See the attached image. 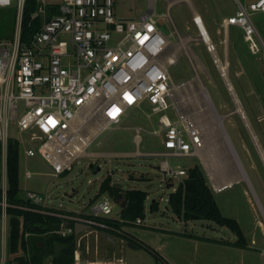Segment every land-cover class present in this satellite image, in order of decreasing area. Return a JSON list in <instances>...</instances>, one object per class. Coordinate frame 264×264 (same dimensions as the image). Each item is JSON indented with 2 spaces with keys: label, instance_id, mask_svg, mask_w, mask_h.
Returning a JSON list of instances; mask_svg holds the SVG:
<instances>
[{
  "label": "rangeland",
  "instance_id": "rangeland-1",
  "mask_svg": "<svg viewBox=\"0 0 264 264\" xmlns=\"http://www.w3.org/2000/svg\"><path fill=\"white\" fill-rule=\"evenodd\" d=\"M152 1L158 24L170 41L165 54L178 58L169 65V71L176 83L184 82L176 91L174 105L199 124L201 146L191 155H158L168 149L163 133L152 132L161 112H153L152 105L144 102L131 108L120 123L103 129L86 148L87 155L79 156L73 168L61 174L54 175L50 164L39 154L28 156L22 150L19 195L26 198V189H33L47 194L46 201L54 208L86 213L91 212L94 201L109 197L113 204L111 216L117 217L120 202L111 198L109 192L97 195L105 177L110 175L112 183L123 190L147 191L143 223L128 225L127 229L154 247L160 256L155 257L140 246L119 243V237L115 247L106 242L97 252L95 243L99 236L104 238V233L89 228L76 234L75 246L81 260L123 257L126 264H264V44L259 40L260 48L251 51L240 27L231 25L226 32L221 19L214 18L234 12L236 0H173L170 6L167 0ZM148 3L149 0H116V15L136 18ZM217 4L221 6L218 11ZM195 10L205 19L210 18L214 52L209 51L198 32L193 19ZM253 20L264 42V12L255 13ZM11 27L10 12L0 8V35L6 37ZM222 67L227 70L232 89L221 74ZM211 102L223 115L226 134L215 118ZM238 106L245 116L237 110ZM165 112L174 116L175 110L170 106ZM135 126L143 128L139 142L135 139ZM165 160L172 168L188 169L202 164L221 211L239 221L246 235V248L230 243L237 236L225 225L204 218L186 222L166 207L170 192L184 176L165 175L159 168ZM97 166L100 170L94 172ZM26 168L34 172L32 178H25ZM228 181L229 187L217 188L224 183L226 186ZM168 183L173 185L167 186ZM154 199L158 208L152 210Z\"/></svg>",
  "mask_w": 264,
  "mask_h": 264
},
{
  "label": "built area",
  "instance_id": "built-area-1",
  "mask_svg": "<svg viewBox=\"0 0 264 264\" xmlns=\"http://www.w3.org/2000/svg\"><path fill=\"white\" fill-rule=\"evenodd\" d=\"M27 1L0 0V8L12 18L10 33L0 35V264H19L17 255L23 253L8 250L10 217L14 215L8 211L10 207L60 216L63 221L57 232L62 235L89 228L125 232L124 227L100 219L113 217L109 197L94 201L89 213L55 211L46 201L47 194L33 189H26L22 199L27 202L10 201V140L28 156L39 154L58 175L71 170L79 156L87 155L86 148L103 129L120 123L131 108L144 102L152 105L153 112H161L152 132L163 133L168 149L158 155H191L203 140L195 119L174 105L176 91L184 82L176 83L169 71L178 58L165 54L170 41L158 24L152 0L136 18L117 17L116 0H34L30 18L38 19V27L23 37ZM236 3L237 8L222 24L226 30L231 25L240 27L250 50L256 52L259 40L264 42L253 15L264 12V0ZM193 19L207 48L214 52L207 29L205 38L195 14ZM214 59L219 60L217 55ZM170 106L174 116L165 112ZM135 129L139 142L143 128ZM159 168L165 175L187 174L186 168H172L167 160ZM33 175L25 169L26 179ZM143 221L137 217L132 223L141 225ZM75 264H84L77 250ZM94 264L126 262L117 257Z\"/></svg>",
  "mask_w": 264,
  "mask_h": 264
},
{
  "label": "trees",
  "instance_id": "trees-1",
  "mask_svg": "<svg viewBox=\"0 0 264 264\" xmlns=\"http://www.w3.org/2000/svg\"><path fill=\"white\" fill-rule=\"evenodd\" d=\"M35 9L34 0H28L25 6L22 36L38 27V19L30 18ZM230 32V31H229ZM230 35V34H229ZM226 126V123H225ZM264 146V143H263ZM8 199L12 202H27L20 197V151L18 143L10 140L8 146ZM109 192L110 197L120 202L117 217H101L104 222L121 228L131 225L137 217L145 215V202L147 191L140 188H129L123 190L118 184H113L110 175L102 180L97 195ZM166 207L173 211L184 221L194 219H210L220 225H225L237 236L230 241L232 245L246 248V235L237 220L232 216L224 215L215 198V192L208 182L206 172L202 164L196 163L187 169V174L180 181L176 189L170 192ZM158 208V201L151 202V209ZM55 211H63L54 208ZM10 232L8 238V250L17 252L19 264H75L76 233L62 235L57 230L60 228L63 218L57 215L45 214L10 207ZM69 224L74 225L73 221ZM22 225V226H21ZM34 226H42L35 229ZM30 233L25 236L24 233ZM117 236L135 243L159 257L157 250L148 243L137 239L131 233L107 230Z\"/></svg>",
  "mask_w": 264,
  "mask_h": 264
},
{
  "label": "crops",
  "instance_id": "crops-1",
  "mask_svg": "<svg viewBox=\"0 0 264 264\" xmlns=\"http://www.w3.org/2000/svg\"><path fill=\"white\" fill-rule=\"evenodd\" d=\"M168 1V6H170L171 4H172V1L173 0H167ZM221 7V6H220ZM219 7V4H217V5H215V8H216V11H218V9H221ZM195 14H196V16H200V18H201V25L205 28V29H207V31H208V34L210 35V33H209V28H211V26H212V24H211V21L209 20L210 18L209 17H206V19L204 18V16L201 14V13H199V11H197V10H195V12H194ZM220 16V17H219ZM215 19H221V22L223 21V19L225 18V15H224V13L222 14H217V15H215V17H214ZM222 26H224L223 24H222ZM198 27V26H197ZM224 28H225V26H224ZM229 28H230V26H229ZM228 28V29H229ZM198 29V28H197ZM227 29V30H228ZM226 30V32H228ZM199 32V31H198ZM200 33V32H199ZM213 34V33H212ZM229 34V33H228ZM227 34V35H228ZM211 37V36H210ZM212 39V38H211ZM213 41V40H212ZM126 115H128V114H126ZM125 115V116H126ZM125 116L123 117V118H125ZM123 118H122V120H123ZM206 165V164H205ZM206 167L208 168V165H206ZM225 184V183H224ZM223 184V185H224ZM231 183L229 182V183H227L226 184V186H223L221 189L223 190V188L225 189V188H227V187H229V185H230ZM219 185H218V189H219ZM221 191V190H220ZM127 226L128 225H125L124 226V229L127 231V232H129V233H131L133 236H135L137 239H139V240H141L140 239V237H138V235H136L135 233H132V232H130V231H128V229H127ZM79 229H81V228H79ZM100 231L102 232V233H104V238L102 239V238H100V236L98 237V240L96 241V243H95V246H96V250H97V252L100 250V248H102L103 249V246H105L104 245V243L106 244V242L107 243H109V244H111V246H113V247H115V241H116V238L117 237H119L120 239H119V243H128V245H130L129 244V241L128 240H126V239H124L123 237H120V236H117L116 234H113V233H111V232H109V231H107V230H103V229H100ZM102 236V235H101ZM141 241H144V240H141ZM145 242V241H144ZM147 243V242H146ZM107 245V244H106ZM130 246H132V245H130ZM132 247H134V246H132ZM95 250V251H96ZM121 253V252H120ZM122 254V253H121ZM103 259L105 258V255L103 254V256H101ZM94 260V259H93ZM82 262L84 263V264H94L95 262H99V261H92V260H89V259H86V258H84V259H82Z\"/></svg>",
  "mask_w": 264,
  "mask_h": 264
},
{
  "label": "water",
  "instance_id": "water-1",
  "mask_svg": "<svg viewBox=\"0 0 264 264\" xmlns=\"http://www.w3.org/2000/svg\"><path fill=\"white\" fill-rule=\"evenodd\" d=\"M203 29V32L205 33V29L204 28H202ZM214 55H216V54H214ZM221 74L223 75V76H225V72H224V70L223 69H221ZM227 84L229 85V82H227ZM229 88L230 89H232V85H229ZM208 93V92H207ZM209 94V93H208ZM211 105H212V107H213V109H214V114H215V118L217 117V120H219V126L221 127V128H223L224 130H225V134H226V127L224 126V122H223V115H221V114H219V112L217 111V109L215 108V106H214V104L211 102ZM237 110L242 114V116H245V113H243L242 111H241V106H238L237 107ZM235 151V150H234ZM238 158V157H237ZM240 163V162H239ZM91 167H93V164H91L90 165ZM240 166L242 167V169H243V171L245 172V169H244V166L240 163ZM98 170H100V166H97L95 169H94V172H97ZM173 185V183H168L167 184V186H172ZM42 226H34V228L35 229H38V228H41ZM77 231H78V228H77ZM129 244L130 245H132V246H134V247H136L137 245L135 244V243H133V242H131V241H129Z\"/></svg>",
  "mask_w": 264,
  "mask_h": 264
},
{
  "label": "bare ground",
  "instance_id": "bare-ground-1",
  "mask_svg": "<svg viewBox=\"0 0 264 264\" xmlns=\"http://www.w3.org/2000/svg\"><path fill=\"white\" fill-rule=\"evenodd\" d=\"M195 16H196V14H195ZM196 18L199 20V24H200V26L202 27V28H204L202 25H201V18H200V16H196ZM205 29V28H204ZM205 31H206V29H205ZM204 36H205V38H207V32L204 34ZM219 61V60H218ZM222 69L224 70V72H225V78H226V80H227V82H229V85H232L231 83H230V81H229V79L227 78V70H226V68L224 69L223 67H222ZM205 92H206V90H205ZM207 94V93H206ZM189 96V95H188ZM241 111L244 113V111L241 109ZM91 131H95V129H93V130H91ZM89 136H94V134L93 135H89ZM207 164H208V162H206ZM206 164V165H207ZM229 182V181H228ZM223 186H225V184L224 185H221L220 187H219V189H221Z\"/></svg>",
  "mask_w": 264,
  "mask_h": 264
}]
</instances>
